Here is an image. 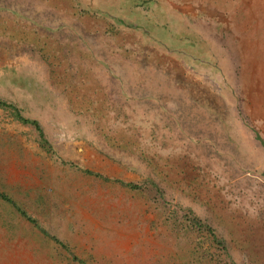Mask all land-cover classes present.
I'll return each mask as SVG.
<instances>
[{
  "label": "rangeland",
  "instance_id": "374dc122",
  "mask_svg": "<svg viewBox=\"0 0 264 264\" xmlns=\"http://www.w3.org/2000/svg\"><path fill=\"white\" fill-rule=\"evenodd\" d=\"M123 1L0 0V264H264V0Z\"/></svg>",
  "mask_w": 264,
  "mask_h": 264
},
{
  "label": "crops",
  "instance_id": "0c3cea01",
  "mask_svg": "<svg viewBox=\"0 0 264 264\" xmlns=\"http://www.w3.org/2000/svg\"><path fill=\"white\" fill-rule=\"evenodd\" d=\"M149 2V0H143V2L142 3H135L134 2V0H124L123 1V3H124V5H127V4H131V5H137V7L139 8V10L138 11H135V12H133V15L129 12L127 15H126V18H127V21H131V22H133L134 20V17H135V15L134 14H137V15H139L138 13H141L142 14V16L144 17H142V16H140V19H141V21H142V24H141V27H144V30L145 31H148V28L145 26L146 24H147V22H149V21H151L150 20V18H153V21H151V23L152 22H162V20H163V17H162V9H158L159 10V13L160 14H158V13H155V11H154V9H156V8H153L152 10H150V7H148V6H146V3H148ZM152 2V1H151ZM155 3H156V1H154ZM186 2V1H185ZM186 3H188V4H193V7H195V5L197 4V2L195 1V0H187V2ZM171 7L168 9V11L170 12V13H173V9H176L177 11V14L179 13L180 14V12H181V9H180V7L179 6H177L176 5V3H174L173 1L171 2ZM183 4H185V3H183ZM183 4H180V6L181 5H183ZM179 5V4H178ZM172 18H174L175 19V15H173V17ZM172 22L174 23L175 21L174 20H172ZM163 23V22H162ZM5 193V192H4ZM9 196V195H8ZM2 198V197H1ZM3 199H5V198H3ZM14 200V199H13ZM15 201V200H14ZM11 203V202H10ZM15 206V205H14ZM19 206V205H18ZM21 208V207H20ZM18 210V209H17ZM19 211V210H18Z\"/></svg>",
  "mask_w": 264,
  "mask_h": 264
},
{
  "label": "trees",
  "instance_id": "16d2710c",
  "mask_svg": "<svg viewBox=\"0 0 264 264\" xmlns=\"http://www.w3.org/2000/svg\"><path fill=\"white\" fill-rule=\"evenodd\" d=\"M0 104L9 105V106H11V107L14 106V105H12L11 103L6 102L5 100H2L1 98H0ZM14 109L17 110L16 106H14ZM17 111H18V110H17ZM18 115L20 116L19 112H18ZM23 119L32 122V123H33V124L39 129V124H38L37 120H35V119L28 120V119H26V118H23ZM0 197L5 198L6 200L10 201L13 205H15V207L19 210V212H20L22 215L26 216L30 221H31V220H32V221H35L33 218H31V217L25 212V210H23L22 208H20V206H18V204H17V203H16V202H15L10 196H8L6 193H4L3 191H0ZM50 237L53 238V239H55V241L60 242L63 246H65V244H64L63 242H61L60 240H58V238H56L54 235H51Z\"/></svg>",
  "mask_w": 264,
  "mask_h": 264
}]
</instances>
